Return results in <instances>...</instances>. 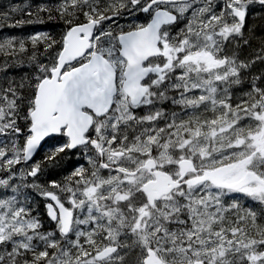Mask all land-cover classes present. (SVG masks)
<instances>
[{"label":"snow or ice","instance_id":"6c2138e0","mask_svg":"<svg viewBox=\"0 0 264 264\" xmlns=\"http://www.w3.org/2000/svg\"><path fill=\"white\" fill-rule=\"evenodd\" d=\"M255 6L264 0H60L11 9L27 20L0 14V28L42 13L66 26L59 40L0 38V72L34 69L0 87V264H264V223L235 195L264 206V73L250 72L264 39L239 54ZM53 134L65 139L47 161L79 149L88 166L30 184L51 201L45 232L23 189Z\"/></svg>","mask_w":264,"mask_h":264},{"label":"trees","instance_id":"16d2710c","mask_svg":"<svg viewBox=\"0 0 264 264\" xmlns=\"http://www.w3.org/2000/svg\"><path fill=\"white\" fill-rule=\"evenodd\" d=\"M17 2V3H16ZM60 0H0V8H5L10 17L13 19H29L27 15L22 12L12 13L11 9L15 6H20L23 8L25 5H31L32 10L35 11V6L37 4H49L51 6H56ZM55 15V14H54ZM41 18L44 20V23H32V24H24L23 26L17 27L18 36L17 38H27L32 33H47L51 37L59 40L66 29V26L63 20L59 19V17H55L54 19L49 20L46 14H41ZM33 20L36 19L35 16L32 17ZM13 20H9L8 23H12ZM255 25H259L260 28H263L264 21H260V23H255ZM20 35V37H19ZM264 38V37H263ZM254 39H258L255 37ZM253 39V40H254ZM261 41V39H259ZM256 49V48H255ZM29 50L31 51V45L29 44ZM43 53V45L38 46V55ZM41 56V55H40ZM43 56V55H42ZM22 68V67H18ZM25 72L28 75H31L34 70L31 66L25 65ZM56 172L54 175L61 177H67L71 173L70 165L67 166L66 157L60 160L55 166ZM27 199H29L27 197ZM257 212V219L259 223H264V206L259 205Z\"/></svg>","mask_w":264,"mask_h":264},{"label":"flooded vegetation","instance_id":"af4514ba","mask_svg":"<svg viewBox=\"0 0 264 264\" xmlns=\"http://www.w3.org/2000/svg\"><path fill=\"white\" fill-rule=\"evenodd\" d=\"M125 17H126V22H130V24L135 23L136 20L138 22H142L145 19V16L142 13H137L135 15L126 14ZM261 20L264 21V10L260 9L259 6L253 7L250 10V13H249V16H248V19H247V27L249 29H254L255 36H252V33L246 31V37L251 39V46L250 47L249 46H244L242 48V50L239 53L241 59H245V57H246V59H251L253 57V55L256 52L259 51V47H260V40L259 39H261V40L264 39L263 38L264 37V29L262 31H260L259 25H255V23H260ZM126 26L129 27L128 24ZM255 37H257L258 39H254ZM261 64L262 63L257 62L255 65L252 66V68L250 69V72H251L252 75L264 73V68H263V70L260 69V65ZM262 65H264V64H262ZM246 87H247V83L245 84V88ZM168 108L172 109V108H175V106L170 103L168 105ZM81 163L82 164H87V160L83 157L81 159ZM16 168L19 170V165H17ZM51 170H52L51 167L47 168V171H51ZM0 174L2 175V173H0ZM18 174H19V172H17V176H18ZM48 175L51 176V173H48ZM49 181H52V179L49 178ZM52 190L53 191H57L56 189H52ZM49 202H50V200H46L45 199V201H44L45 209L43 210V215H36L37 217H39V219L41 220V222L43 224L42 231H45V232L46 231H54L55 230V223L53 221H51L50 218L47 215L46 204L49 203Z\"/></svg>","mask_w":264,"mask_h":264},{"label":"rangeland","instance_id":"374dc122","mask_svg":"<svg viewBox=\"0 0 264 264\" xmlns=\"http://www.w3.org/2000/svg\"><path fill=\"white\" fill-rule=\"evenodd\" d=\"M6 11H8V10H4V9H1L0 8V14H3V13H7ZM126 15V14H125ZM125 15L122 17V18H120L119 19V23L123 26V27H125V28H127V24L128 25H130V22H126V17H125ZM137 18V17H136ZM251 27V26H250ZM264 28V27H263ZM263 28H260L259 27V29H260V31H262L263 30ZM32 34H36V33H32ZM31 34V35H32ZM19 37H20V35H19ZM226 51L229 53V54H231L232 53V51H234V45H228V47H227V49H226ZM40 58L43 60V59H46L44 56H40ZM0 63H2V62H0ZM263 68H264V65H260V69L261 70H263ZM34 71V70H33ZM32 71V72H33ZM26 74V72H25V70H24V68L22 67V68H18V67H14V68H10V69H8V71H7V73H4V75L2 76V77H0V87H5V86H7V81H10V80H12V79H15L17 82H19V80H20V78L22 77V76H24ZM240 95V93L239 92H237V96H239ZM180 110H177V112H179ZM168 112H170V111H168ZM20 124H21V126H23V124H24V122L21 120L20 121ZM21 142H22V138H21ZM36 163V162H35ZM21 168H26V166L25 165H20V168L19 169H21ZM56 172V168H54V169H52L51 171H48L47 173H51V174H54ZM18 177H19V174H18ZM41 177H44V173L43 174H41L40 176H39V179H33L32 181H30V182H26V183H28V184H31L32 182H35L36 184H40V185H42V186H44V183H47V182H45V181H43V179H41ZM20 180V179H19ZM60 180H61V178H60ZM48 184H46L45 186H47ZM3 192H1L0 194H2ZM9 195H10V193H8ZM237 197H238V199L239 200H241V199H245V198H248V197H245V196H242L241 194H237L236 195ZM230 202V201H229ZM240 204L243 206V208H245V209H249L248 208V206H247V204L246 203H242V202H240ZM260 205V204H259ZM34 215V214H33ZM35 216H36V214H35Z\"/></svg>","mask_w":264,"mask_h":264},{"label":"water","instance_id":"95a60500","mask_svg":"<svg viewBox=\"0 0 264 264\" xmlns=\"http://www.w3.org/2000/svg\"><path fill=\"white\" fill-rule=\"evenodd\" d=\"M55 135H57V134H53L52 136H55ZM50 137H51V136H50ZM47 138H49V137H46L45 140H46ZM45 140H44V141H45ZM44 141H42L41 143H43ZM39 149H40V148H38L37 151H36V153H34L33 158H34V156L37 154V152H38ZM33 158H32V159H33Z\"/></svg>","mask_w":264,"mask_h":264},{"label":"bare ground","instance_id":"6f19581e","mask_svg":"<svg viewBox=\"0 0 264 264\" xmlns=\"http://www.w3.org/2000/svg\"><path fill=\"white\" fill-rule=\"evenodd\" d=\"M17 3V2H16ZM263 19V18H262ZM264 29V28H263ZM251 57V56H250ZM249 58V57H248ZM245 59H246V57H245ZM68 166V165H67Z\"/></svg>","mask_w":264,"mask_h":264}]
</instances>
